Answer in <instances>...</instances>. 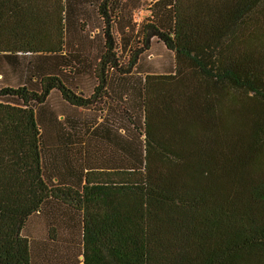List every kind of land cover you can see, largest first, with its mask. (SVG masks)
<instances>
[{
    "label": "trees",
    "instance_id": "trees-1",
    "mask_svg": "<svg viewBox=\"0 0 264 264\" xmlns=\"http://www.w3.org/2000/svg\"><path fill=\"white\" fill-rule=\"evenodd\" d=\"M143 2L0 0V264H264V0Z\"/></svg>",
    "mask_w": 264,
    "mask_h": 264
},
{
    "label": "rangeland",
    "instance_id": "rangeland-1",
    "mask_svg": "<svg viewBox=\"0 0 264 264\" xmlns=\"http://www.w3.org/2000/svg\"><path fill=\"white\" fill-rule=\"evenodd\" d=\"M121 4L123 8L126 9L127 11L126 13H128V15L132 14V17H134L135 20H137L138 22L143 20V18L147 14L146 11L148 8L147 6L148 2H143V0H121ZM164 53L165 51L161 47V45L152 46V48L149 51L145 52L144 55H142L139 58V60L137 61V65L132 69L131 75L126 76L127 82L131 84L132 86H138L139 84L143 83L146 75L149 74V72L151 71L152 61L155 60L156 58H160V56ZM124 56L125 57L122 58V61L124 63V66H127V64L130 61L131 56L129 54L124 55ZM98 106L99 108H102L101 104ZM118 107L119 108H117V110L120 113L117 111V114H122L123 113L122 107L120 105H118ZM94 108L96 109H92V110H99L97 109V106ZM105 110H108V109L105 108ZM93 115H95L94 111H87L84 117L89 118L90 116L91 118V116L93 117ZM105 115H108V113H106ZM126 122L127 124H130L128 119H126Z\"/></svg>",
    "mask_w": 264,
    "mask_h": 264
}]
</instances>
